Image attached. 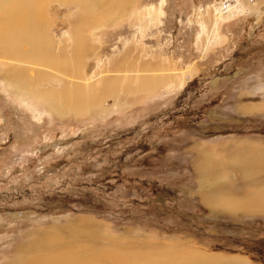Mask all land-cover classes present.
I'll list each match as a JSON object with an SVG mask.
<instances>
[{"label": "rangeland", "instance_id": "obj_1", "mask_svg": "<svg viewBox=\"0 0 264 264\" xmlns=\"http://www.w3.org/2000/svg\"><path fill=\"white\" fill-rule=\"evenodd\" d=\"M220 4L84 0L92 13L82 33L90 47L80 65L83 81L96 82L108 69L169 83L185 77L121 96L123 105L104 113L56 112L8 84L13 63L0 60V264L19 259L16 248L36 230L54 231L76 218L95 226L94 250L129 246L264 264V215L208 212L197 196L199 152L217 164L231 154L219 148L264 150V0H234L224 10ZM42 5L45 31L71 48L70 23L82 22L80 6ZM227 9L230 16L212 30ZM50 76L44 89L58 88ZM216 172L225 189L239 185L237 169ZM240 188L244 203L261 192L258 185Z\"/></svg>", "mask_w": 264, "mask_h": 264}, {"label": "bare ground", "instance_id": "obj_2", "mask_svg": "<svg viewBox=\"0 0 264 264\" xmlns=\"http://www.w3.org/2000/svg\"><path fill=\"white\" fill-rule=\"evenodd\" d=\"M83 1L68 0L80 6L82 21L77 25L70 23L69 38L72 44L71 48H68L67 39L58 41L55 36H50L45 31L38 15L39 9L43 6L42 0H0V60L13 63L12 66L6 67L9 71L4 79L8 84L25 95L30 94L33 100L37 99L60 114L70 112L79 115L90 110L104 113L113 107L122 106L121 96L130 97L137 94V91L151 92L161 84L172 86L185 81V77L171 76L172 80L169 79V83L164 76L154 77L140 75L137 70L115 69L104 70L101 74L99 72L95 76L96 82L93 79L83 81L80 76V65L89 55L90 47L89 36L83 38L82 33L88 26L92 13L91 8L82 6ZM230 12L231 10L227 9L220 15L216 14L212 20V30L221 19L226 20ZM42 67H46L48 71L41 72ZM50 74L57 80L59 87L44 89L43 83L51 77ZM107 99L111 100L109 107L105 104ZM237 146L226 147L231 150L219 148L225 153L224 156L231 154L217 164L214 163L211 154L199 152L197 155L199 160L193 162L198 182L197 196L208 212H228L239 217L244 213L250 216L264 215V150L252 149L245 145L236 148ZM225 166L227 169H237L240 172L239 185H234L231 190L225 189L216 172L218 168ZM254 185H258L261 192L254 196H244L247 201L245 203L239 201L236 190ZM75 220L64 228H54V231L36 230L33 237L30 235L32 239L29 242L24 243L20 249L16 248L19 259H12L7 264H223L218 262L219 258H208L190 252H161L162 250L159 252L149 249L144 251L139 247L101 245L94 250L91 239L94 236L92 230H96L95 226L87 219ZM88 231H91L90 234ZM84 233L85 235L80 237ZM225 262L246 264L242 260Z\"/></svg>", "mask_w": 264, "mask_h": 264}, {"label": "built area", "instance_id": "obj_3", "mask_svg": "<svg viewBox=\"0 0 264 264\" xmlns=\"http://www.w3.org/2000/svg\"><path fill=\"white\" fill-rule=\"evenodd\" d=\"M234 0H221V4H220V9L221 10H224L227 6V3L229 4V5H231L232 4V2H233ZM219 9V10H220Z\"/></svg>", "mask_w": 264, "mask_h": 264}, {"label": "crops", "instance_id": "obj_4", "mask_svg": "<svg viewBox=\"0 0 264 264\" xmlns=\"http://www.w3.org/2000/svg\"><path fill=\"white\" fill-rule=\"evenodd\" d=\"M254 108H256V107H254ZM223 176V175H222Z\"/></svg>", "mask_w": 264, "mask_h": 264}]
</instances>
